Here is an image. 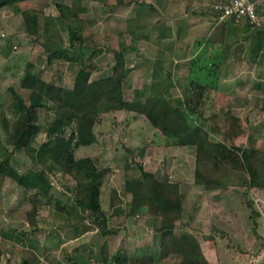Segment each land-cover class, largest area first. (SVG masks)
Returning <instances> with one entry per match:
<instances>
[{"label": "rangeland", "instance_id": "obj_1", "mask_svg": "<svg viewBox=\"0 0 264 264\" xmlns=\"http://www.w3.org/2000/svg\"><path fill=\"white\" fill-rule=\"evenodd\" d=\"M58 1L71 0H27L1 8L0 48L6 44L4 38L20 28L16 9L27 6L44 7L49 17V40H60L59 35H62L64 44L69 45V31L58 19ZM83 1L96 15L86 19L82 25L80 32L85 37L84 44L125 48L128 71L124 85L127 98L135 97V88L150 85L156 71L161 72L160 76L165 79L160 78L165 82L163 87L169 88L170 98L176 103L175 99L185 93L184 77L188 73L190 60L201 52H204L207 60L221 52L225 57L221 61L217 92L213 94L218 110L221 112L232 107L238 114L241 126L246 128L236 137L237 144L250 145L254 140L256 145H264V112L261 110L264 100V33L259 34L257 28L249 26L245 20H229L225 41L219 42L222 23L216 21L210 12L216 0H125L120 4L117 0ZM151 4L153 8L149 6ZM260 13L264 16V10L260 9ZM138 17L147 24L143 28L132 29L131 20ZM162 26L175 28L173 33L176 39L158 38ZM15 44L9 58L0 54V109L3 102L9 103L12 99L8 87L14 85L19 88L22 69L28 58L37 63L36 70L42 71L44 77H58L56 72L59 68L61 80L65 84L73 83L77 63L56 60L52 66L48 65L47 51L40 49L39 44L33 43L24 32L16 33ZM75 44L77 46L78 42ZM12 55H15L14 59ZM95 61L99 69L94 71L92 78L109 73L115 64L111 52L98 53ZM171 75L179 76L181 80ZM20 92L25 97L29 94L27 89H20ZM39 110L43 123L51 110ZM206 110L208 114L210 111L208 108ZM95 130L99 132V142L81 147L78 154H91L100 166L109 168L103 190L105 208L109 206L110 188L115 187L122 194L125 191L126 158L142 161L160 178L194 181L195 151L187 146H167L163 134L143 115L126 111L111 112L104 115ZM45 138L43 128L36 145ZM127 147H132V151H128ZM31 162L23 150L17 151L12 159V163L20 169ZM52 180L54 196L63 204L71 203L72 191L65 184L66 180L54 175ZM250 198L259 211L256 216L248 204ZM30 207L29 195L22 186L10 177L0 179V264H22L23 258L36 264H98L100 247L106 238L110 252L128 247L131 251L142 253L146 245L155 246L159 242L158 222L155 219L137 216L124 222V215L111 216L109 226L119 225L121 230L106 237L89 212L85 223L80 225L78 231L75 230L67 214L54 201L40 203V228L33 231L27 218ZM193 210H196V216L192 223L182 224L179 221L175 231L186 228L198 232L205 254L212 264H261L264 260V188H230L218 200L212 193L192 187L188 192L185 220ZM79 214V211L75 212L72 221L80 220ZM214 225L220 230L214 229ZM204 234H213L215 238L205 240ZM92 251L93 257L90 258Z\"/></svg>", "mask_w": 264, "mask_h": 264}, {"label": "trees", "instance_id": "obj_2", "mask_svg": "<svg viewBox=\"0 0 264 264\" xmlns=\"http://www.w3.org/2000/svg\"><path fill=\"white\" fill-rule=\"evenodd\" d=\"M22 1L27 0H0V9ZM124 2L117 0L118 4ZM56 5L60 12L58 19L69 31V45L64 44L62 35H59L60 40H49V17L44 7H18L16 13L20 18V28L17 32L26 33L33 43L47 51L48 65L52 66L56 60L77 63L74 80L71 85L65 84L61 80L59 68L56 72L58 77L46 78L42 71L36 70L37 63L34 60L26 59L19 88L14 85L8 87L12 99L9 103L3 102L0 109V179L10 177L29 195L31 207L27 210V218L33 231L40 228V203L51 201L67 214L77 231L85 223L89 212L106 237L121 230L119 225L109 226L111 216L124 215V222L137 216L158 222V244L146 245L142 253L131 251L128 247L110 252L106 238L100 247L98 264H157L158 261L159 264H212L205 254L198 232L186 228L175 231L179 221L186 224L195 219L196 210H193L185 220L189 190L200 187L219 200L230 188H264V145H256L254 140L250 145L237 144L236 137L246 128L241 126L238 114L232 107L220 112L214 101L213 94L217 92L221 61L225 54L220 52L207 60V56L201 52L190 60L188 73L184 77L185 93L175 99L176 103L170 98L169 88L163 87L165 82L160 80L161 72L156 71L150 85L135 88V97L127 98L124 85L128 71L125 48L85 45V37L80 32L82 25L86 19L96 15L90 12L83 0L58 1ZM149 6L153 8L152 4ZM140 12L139 8L138 13L141 15ZM228 21L222 22L219 42L225 41ZM131 22L132 29L143 28L147 24L142 23L139 17L133 18ZM253 27L257 28L259 34L264 33V25ZM160 28L159 35L167 36L168 28ZM16 33L4 38L6 44L0 48V54L8 58L11 56L16 45ZM102 52H111L115 64L109 73L92 78L94 71L99 69L95 56ZM14 58L15 55H12ZM170 77L181 80L179 76ZM20 89L29 90L28 96H23ZM206 107L210 111L208 114ZM40 108L51 110L43 123L40 121ZM261 110L264 112V100ZM116 111L143 115L163 134L167 146L193 149L194 181L160 178L155 170L146 168L142 161L126 158L125 191L122 194L117 188H110L109 206L105 208L103 190L109 168L100 166L91 154L79 155L78 150L99 142L96 125L104 115ZM43 128L46 138L36 145ZM132 149L127 147L130 152ZM20 150L32 160L30 165L24 164L21 169L12 163ZM53 175L66 180L65 184L72 191L71 203L63 204L54 196ZM248 204L253 215H258L254 200L248 199ZM77 211L81 219L75 222L72 216ZM213 227L220 230L218 226ZM203 238L212 241L215 236L204 234ZM89 255L92 258L93 251ZM22 264L36 263L23 258ZM261 264H264V260Z\"/></svg>", "mask_w": 264, "mask_h": 264}, {"label": "built area", "instance_id": "obj_3", "mask_svg": "<svg viewBox=\"0 0 264 264\" xmlns=\"http://www.w3.org/2000/svg\"><path fill=\"white\" fill-rule=\"evenodd\" d=\"M218 22L235 19L245 20L253 26H263L264 16L260 13V0H218L210 10Z\"/></svg>", "mask_w": 264, "mask_h": 264}, {"label": "crops", "instance_id": "obj_4", "mask_svg": "<svg viewBox=\"0 0 264 264\" xmlns=\"http://www.w3.org/2000/svg\"><path fill=\"white\" fill-rule=\"evenodd\" d=\"M217 1V0H216ZM260 9L261 10H264V0H260ZM222 23V22H221ZM230 23V21H228V22H226V26H228V24ZM168 29H167V31L169 32L168 33V35L167 36H161V35H157V37L159 38H163V39H167V40H172L173 41V39H176V34L175 33H173L174 31V29L175 28H173L172 26H166ZM173 43V42H172ZM193 55H195L194 53H193ZM191 57H193V56H191Z\"/></svg>", "mask_w": 264, "mask_h": 264}]
</instances>
